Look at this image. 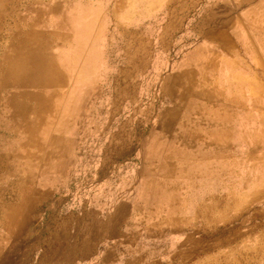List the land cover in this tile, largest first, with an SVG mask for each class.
Here are the masks:
<instances>
[{"label": "rangeland", "instance_id": "obj_1", "mask_svg": "<svg viewBox=\"0 0 264 264\" xmlns=\"http://www.w3.org/2000/svg\"><path fill=\"white\" fill-rule=\"evenodd\" d=\"M39 1L0 0V156L19 162H0V264H264L262 29L242 54L250 87L183 66L264 0H174L142 22L77 2L78 75L55 93L5 74Z\"/></svg>", "mask_w": 264, "mask_h": 264}, {"label": "crops", "instance_id": "obj_2", "mask_svg": "<svg viewBox=\"0 0 264 264\" xmlns=\"http://www.w3.org/2000/svg\"><path fill=\"white\" fill-rule=\"evenodd\" d=\"M74 2L76 3L72 5V0H49L48 3L46 0H43V2L42 0L39 1L36 30L32 32L30 39L25 40V44L29 46H27L26 50L20 52L10 51L5 55V74L9 77L12 87H43L41 88L43 92L47 91L46 87H52L49 89L55 93L56 91L61 92L62 87H69L75 80L78 75V56L75 53L78 50L77 40L81 36L77 29L78 26H81L78 23L77 2L80 4L86 3L87 9L85 11L93 13L94 0H74ZM106 2L108 5L111 2L116 3L119 7H124L125 5V10L132 13V16L138 17L139 15V20L141 21L145 20V18L151 19L155 17L154 13L164 11L165 6L173 4L174 0H103L102 5L106 4ZM222 2H229L230 6L227 7L229 10L238 9V0H222ZM257 6L261 8L259 19L257 18V21L252 20L250 22L249 16L246 15L249 11L251 12L252 8L255 10ZM121 9L119 8L120 11ZM240 11L238 9V12L233 14L228 24L224 26L219 24L217 26L218 31L214 35L213 40L207 41L205 37L199 42L197 50L190 53L184 61L183 66L187 70L191 71V69L194 70L196 68L197 70L215 71L216 75L219 74L224 80L228 78L230 87H248V85L250 87L252 85L249 82H246L247 84L243 82L239 85L237 79L239 76H248L250 74L248 70L243 73L241 61L243 58L242 54L245 52L246 54L250 53V48L248 47L252 42L254 43L251 36V28L255 26V22V27L262 29L260 43L262 53H264V1L260 5L255 4L248 8L246 13H243L244 15ZM135 20L137 19L135 18ZM91 22V25L94 26V18ZM51 36H53V40ZM48 37H50L49 40H47ZM47 45H50L51 50H47ZM55 45L60 48L56 50ZM62 45L63 47H61ZM72 46L74 47L72 48ZM50 65L52 66L50 67ZM28 83H30V86ZM262 86L264 87L263 84ZM18 107L27 108L28 106L27 103H18ZM13 146L14 148L16 147L15 144ZM5 147H3L4 150ZM5 157L6 155H3V157L1 155L0 162L6 166L10 173L14 170L16 171L14 166L18 162Z\"/></svg>", "mask_w": 264, "mask_h": 264}, {"label": "bare ground", "instance_id": "obj_3", "mask_svg": "<svg viewBox=\"0 0 264 264\" xmlns=\"http://www.w3.org/2000/svg\"><path fill=\"white\" fill-rule=\"evenodd\" d=\"M48 7V6H47ZM78 8V7H77ZM73 12V11H72ZM77 12V11H76ZM50 13V12H49ZM57 13V12H56ZM75 13V12H74ZM59 14V13H58ZM51 15V14H50ZM45 16V15H44ZM56 16V15H55ZM75 16V15H74ZM59 17V16H58ZM57 17V18H58ZM54 18V17H53ZM62 18V17H61ZM72 18V17H71ZM41 19H43V18H41ZM48 19H50V18H48ZM43 21V20H42ZM47 21V20H46ZM48 22V21H47ZM58 23V22H57ZM71 23V22H70ZM74 23V22H73ZM64 24V23H63ZM41 25V24H40ZM44 25V24H43ZM65 25V24H64ZM68 25V24H67ZM45 26V25H44ZM66 26V25H65ZM73 26V25H72ZM73 28V27H72ZM67 29V28H66ZM59 38V37H58ZM59 44H60V42H59ZM39 57V56H38ZM14 58V57H13ZM21 61V60H20ZM25 61V60H24ZM38 61V60H37ZM23 62V61H22ZM28 63V62H27ZM26 63V64H27ZM45 63H47V62H45ZM36 64V63H35ZM18 65V64H17ZM45 65V64H44ZM46 66V65H45ZM52 65H50V67H51ZM18 68H19V66H17ZM45 69V68H44ZM35 70V69H34ZM42 70V69H41ZM19 73V72H18ZM38 75V74H37ZM35 76V75H34ZM35 79V78H34ZM33 79V80H34ZM32 83V82H31ZM34 83V82H33ZM50 83V82H49ZM29 84V86H30V83H28ZM48 84V83H47ZM10 86V85H9ZM28 86V85H27ZM31 86H33V85H31ZM47 86V85H46ZM19 89V88H18ZM35 91L37 90L38 91V89H34ZM40 90V89H39ZM240 90V89H239ZM35 91H34V93H35ZM41 91V90H40ZM96 92V91H95ZM241 93V92H240ZM50 94V93H49ZM96 94V93H95ZM34 95V94H33ZM219 95V94H218ZM241 96V95H240ZM33 97V96H32ZM187 97V96H186ZM181 98V97H180ZM220 98V97H219ZM6 99H8V98H6ZM193 99V98H192ZM215 99V98H214ZM243 99H244V97H243ZM187 100V99H186ZM8 101V100H7ZM180 101V100H179ZM192 101V100H191ZM193 102V101H192ZM188 104H189V102H187ZM194 103V102H193ZM16 104H17V102H16ZM5 105V104H4ZM23 105V104H22ZM187 105V104H186ZM9 106V105H8ZM13 106H14V104H13ZM24 106V105H23ZM28 106V105H27ZM188 107V106H187ZM15 108V107H14ZM31 108V107H30ZM183 108V107H182ZM191 108V107H190ZM189 108V109H190ZM6 109V108H5ZM9 109V108H8ZM26 109V108H25ZM29 110V109H28ZM5 111V110H4ZM22 112V111H21ZM11 113V112H10ZM15 113V112H14ZM45 113V112H44ZM20 116H21V114H19ZM46 115V114H45ZM237 116H239V115H237ZM14 117V116H13ZM43 117V116H42ZM12 118V117H11ZM79 118V117H78ZM15 120V119H14ZM37 122V121H36ZM11 124H13V123H11ZM28 124V123H27ZM32 124V123H31ZM34 124V123H33ZM40 124V123H39ZM177 124V123H176ZM6 125V124H5ZM24 125V124H23ZM22 125V126H23ZM37 125V124H36ZM173 125V124H172ZM20 126V125H19ZM164 126V125H163ZM13 127V126H12ZM21 127V126H20ZM29 127V126H28ZM166 127H168V126H166ZM11 128V127H10ZM14 128V127H13ZM12 129V128H11ZM13 130V129H12ZM26 130V129H25ZM29 130V129H28ZM39 130V129H38ZM41 131V130H40ZM22 132V131H21ZM31 132V131H30ZM29 132V133H30ZM167 132V131H166ZM18 133V132H17ZM34 133H36V132H34ZM39 133V132H38ZM168 133V132H167ZM18 134H21V133H18ZM25 134V133H24ZM40 134V133H39ZM38 134V135H39ZM165 134V133H164ZM184 135V134H183ZM21 136V135H20ZM28 136V135H27ZM30 136H32V135H30ZM36 136V135H35ZM41 136V135H40ZM38 137V136H37ZM215 137V136H214ZM31 138V137H30ZM34 138V137H33ZM47 138V137H46ZM44 139V138H43ZM42 139V140H43ZM57 139V138H56ZM62 139V138H61ZM210 139V138H209ZM55 140V139H54ZM67 140V139H66ZM213 140V139H212ZM36 142V141H35ZM58 142V141H57ZM2 143V142H1ZM30 143V142H29ZM41 143V142H40ZM167 143V142H166ZM34 144V143H33ZM203 144V143H202ZM201 144V145H202ZM8 145V144H7ZM39 145V144H38ZM48 145V144H47ZM56 145V144H55ZM166 145V144H165ZM6 146V145H5ZM203 146V145H202ZM21 147V146H20ZM197 147H199V146H197ZM13 148V147H12ZM52 148V147H51ZM65 148V147H64ZM165 148V147H164ZM174 148V147H173ZM11 149V148H10ZM16 149V148H15ZM22 149V148H21ZM29 149V148H28ZM200 149V148H199ZM23 151H24V149H22ZM38 150H39V148H38ZM52 150V149H51ZM42 151V150H41ZM164 151V150H163ZM167 151H170V150H167ZM167 151H165V153L167 152ZM198 151V150H197ZM3 152V151H2ZM13 152V151H12ZM38 152V151H37ZM60 152V151H59ZM41 153V152H40ZM54 153V152H53ZM53 153H51L52 155H53ZM63 153V152H62ZM62 153H60L61 155H62ZM156 153V152H155ZM12 154V153H11ZM59 154V153H58ZM36 155V154H35ZM51 155V156H52ZM159 155V154H158ZM162 155V154H161ZM49 156H50V154H49ZM60 156V155H59ZM2 157H3V155H2ZM31 157H33V156H31ZM41 157V156H40ZM62 157V156H61ZM6 158V157H5ZM15 160V159H14ZM66 160V159H65ZM20 161V160H19ZM27 161V160H26ZM38 161V160H37ZM41 161V160H40ZM52 161V160H51ZM178 161V160H177ZM160 162V161H159ZM19 163V162H18ZM47 163H48V161H47ZM177 163V162H176ZM14 164V163H13ZM22 166V165H21ZM15 167V166H14ZM25 167V166H24ZM46 168V167H45ZM44 168V169H45ZM66 168V167H65ZM32 170H33V168H32ZM41 170V169H40ZM64 170V169H63ZM204 170V169H203ZM45 171V170H44ZM26 171H24V173H25ZM179 172V171H178ZM30 173V172H29ZM31 174V173H30ZM29 176V175H28ZM36 176V175H35ZM24 177V176H23ZM32 179V178H31ZM0 241H2V240H0ZM2 242H4V241H2Z\"/></svg>", "mask_w": 264, "mask_h": 264}]
</instances>
